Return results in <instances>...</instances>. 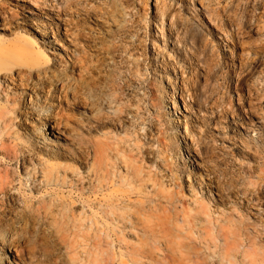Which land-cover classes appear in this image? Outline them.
I'll use <instances>...</instances> for the list:
<instances>
[{"label": "rangeland", "instance_id": "obj_1", "mask_svg": "<svg viewBox=\"0 0 264 264\" xmlns=\"http://www.w3.org/2000/svg\"><path fill=\"white\" fill-rule=\"evenodd\" d=\"M0 9L13 264H264V0Z\"/></svg>", "mask_w": 264, "mask_h": 264}, {"label": "bare ground", "instance_id": "obj_2", "mask_svg": "<svg viewBox=\"0 0 264 264\" xmlns=\"http://www.w3.org/2000/svg\"><path fill=\"white\" fill-rule=\"evenodd\" d=\"M0 17L3 18V14L1 13V9H0ZM56 42L57 46H60V44ZM54 129V127H53ZM90 157V152L89 149L86 152V158L89 159ZM3 243L1 244L0 250H1V256H0V264H13L14 263V259H11L8 255H5V251H4V246L6 245L4 243V240L2 241ZM4 253V254H3ZM5 256V258H4Z\"/></svg>", "mask_w": 264, "mask_h": 264}]
</instances>
